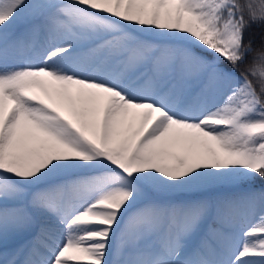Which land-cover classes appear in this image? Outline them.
<instances>
[{
  "label": "snow or ice",
  "instance_id": "snow-or-ice-1",
  "mask_svg": "<svg viewBox=\"0 0 264 264\" xmlns=\"http://www.w3.org/2000/svg\"><path fill=\"white\" fill-rule=\"evenodd\" d=\"M0 264H264V0H0Z\"/></svg>",
  "mask_w": 264,
  "mask_h": 264
},
{
  "label": "trees",
  "instance_id": "trees-1",
  "mask_svg": "<svg viewBox=\"0 0 264 264\" xmlns=\"http://www.w3.org/2000/svg\"><path fill=\"white\" fill-rule=\"evenodd\" d=\"M253 39V48L256 50L260 49V29L257 26H253V28L250 30V34H246V43L248 39ZM249 60L252 59L251 56L248 58Z\"/></svg>",
  "mask_w": 264,
  "mask_h": 264
}]
</instances>
